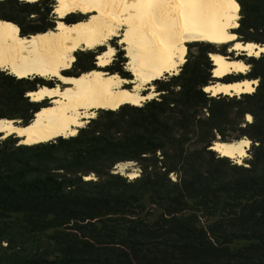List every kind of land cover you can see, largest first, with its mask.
<instances>
[{
	"label": "trees",
	"instance_id": "16d2710c",
	"mask_svg": "<svg viewBox=\"0 0 264 264\" xmlns=\"http://www.w3.org/2000/svg\"><path fill=\"white\" fill-rule=\"evenodd\" d=\"M233 1L235 40L264 46V0ZM55 5L0 0V20L18 38L46 33ZM230 45L191 44L179 73L153 82L156 97L99 109L74 136L23 145L0 134V264H264V54L237 55L250 70L217 79L210 55L235 56ZM103 48L73 53L63 74L96 70ZM244 80L258 81L253 93L204 91ZM55 85L0 68V120L28 126L50 106L29 93ZM241 139L250 141L243 164L211 150ZM123 164L139 175L115 173Z\"/></svg>",
	"mask_w": 264,
	"mask_h": 264
},
{
	"label": "bare ground",
	"instance_id": "6f19581e",
	"mask_svg": "<svg viewBox=\"0 0 264 264\" xmlns=\"http://www.w3.org/2000/svg\"><path fill=\"white\" fill-rule=\"evenodd\" d=\"M35 2L38 0H25ZM58 22L55 30L30 37H16L14 27L0 20V68L17 78L38 76L56 78L60 84L40 87L29 93L33 101H46L50 106L38 112L28 126L9 120H0L2 138L15 135L23 145L46 143L58 137H71L78 128L96 116L99 109L117 110L125 104L141 106L154 98L150 92L142 95L153 81L165 73L174 75L184 64L185 46L191 42L224 44L226 35L236 28L237 8L233 0H55ZM238 6V5H237ZM80 13L83 20L67 25L61 20ZM121 27L125 31L120 35ZM120 37L127 51V70L131 80L106 70L115 50L108 47L96 58V70L78 77L63 74L69 69L73 53L93 50ZM117 42V41H116ZM236 44L241 47L237 49ZM232 51L249 52L254 57L261 48L255 43H236ZM255 45L248 48V45ZM259 55V56H260ZM214 77L244 73L248 70L241 61L211 54ZM218 58V59H216ZM246 69V70H242ZM62 84V85H61ZM131 84V89L124 87ZM257 81L216 83L205 88L210 95L238 96L253 93ZM251 89V91H250ZM248 116V121H249ZM247 141L246 145L242 142ZM250 141L241 139L229 143H215L212 149L221 157L238 159L247 157ZM243 152L244 155L240 153ZM225 153H227L225 155ZM137 177L135 175L133 178Z\"/></svg>",
	"mask_w": 264,
	"mask_h": 264
},
{
	"label": "rangeland",
	"instance_id": "374dc122",
	"mask_svg": "<svg viewBox=\"0 0 264 264\" xmlns=\"http://www.w3.org/2000/svg\"><path fill=\"white\" fill-rule=\"evenodd\" d=\"M55 1V0H54ZM55 3H56V5L55 6H57V2L55 1ZM239 6V5H238ZM56 8V7H55ZM238 16H239V18H240V15H239V9H238ZM77 15L76 16H78V15H81L80 13H76ZM72 15V14H71ZM56 17H57V15H56ZM57 19H58V17H57ZM59 20V19H58ZM83 20V19H82ZM239 20V19H238ZM239 24V23H238ZM237 29V28H236ZM234 30V29H233ZM124 31H125V27H121V31H119V33H120V35H122L123 33H124ZM232 31V30H231ZM232 33V32H231ZM233 34V33H232ZM235 35V34H234ZM236 37H237V35H235ZM117 41V42H116ZM120 37H114V38H112L111 39V41H109V42H107V44L105 43L104 45H102V47H104L103 49H104V51L105 50H107L108 49V47H111V48H113L114 50H115V53H114V56H113V58H112V61H111V63H110V65L109 66H113L114 67V69H118V68H122V71H124V73H128V77H127V79L128 80H131L132 78H133V76L130 74V72H129V70H127V67H128V62H129V58L127 57V51L124 49V46L122 45V44H120ZM195 43H205V42H191V43H188L186 46H185V49H186V52L184 53V57H185V60H186V55H187V52H188V47L191 45V44H195ZM229 43H231V45L229 46V49H231V50H229V52H233L232 51V48L234 47V45L236 44V43H238V41H234L233 43L232 42H229ZM229 43H224V44H229ZM239 43H241V42H239ZM242 45H244L243 43H241ZM248 44V43H247ZM220 45V44H219ZM99 47H101V46H99ZM79 51V50H78ZM81 51V50H80ZM192 51H193V53L196 51V48H192ZM234 53H236V55L234 56V55H231L232 56V58H230V57H226V56H224V55H222V56H224L225 58H229L230 60H234V61H241V60H237L236 59V57H238L237 55H240L241 53H243V52H239V51H234ZM245 53V52H244ZM264 54V53H263ZM218 55H221V54H218ZM245 55H247L246 53H245ZM262 55V54H261ZM248 56V55H247ZM253 56V55H252ZM254 57V56H253ZM259 57V56H258ZM210 58H211V55H210ZM122 59H125V63L123 64V66H121L122 64H121V62H122ZM211 60H212V58H211ZM74 61H75V58H74V60H72V62H71V66H70V69H71V67H72V65H73V63H74ZM213 62V61H212ZM241 62H243V61H241ZM244 63V62H243ZM245 64V63H244ZM246 65V64H245ZM183 66V65H182ZM181 66V67H182ZM213 66H214V63H213ZM246 66H248V65H246ZM180 67V68H181ZM214 68H215V66H214ZM69 69V70H70ZM103 70L105 71L106 70V72H107V74H110L109 73V71H108V69H104L103 68ZM250 70V67L248 66V70L247 71H245L244 73H247L248 71ZM179 71H180V69H179ZM213 72H214V69H213ZM9 73V72H8ZM71 73H76V71H72ZM179 73V72H178ZM177 73V74H178ZM233 74H236V73H233ZM165 75H169V76H172L171 74H168V73H165L164 75H162V77L161 78H163ZM175 75V74H174ZM228 75H231V74H228ZM119 76V75H118ZM213 76H214V74H213ZM121 77V76H120ZM226 77V76H225ZM216 78V77H215ZM224 78V77H223ZM126 79V78H125ZM158 79H160V78H158ZM217 79H222V78H217ZM47 80H49V81H51L53 84H58L59 83V81L56 79V78H52V79H47ZM157 80V79H156ZM257 81V80H256ZM154 82V81H153ZM153 82H152V84L149 86V87H152V90H150V91H148V89H146V90H143L141 93H142V95H146L147 93H150V92H152V93H154L155 95H154V97H156L157 96V94L154 92V85H153ZM217 83H220V82H217ZM216 84V83H215ZM215 84H212V85H215ZM222 84H225V83H222ZM227 84V83H226ZM257 84H258V81H257ZM62 85V84H61ZM210 86V85H209ZM257 86V85H256ZM256 86H255V89H256ZM124 87H126L127 89L129 88V89H131V87H132V85L131 84H126V85H124ZM208 87V86H207ZM206 88V87H205ZM205 88H204V91H205ZM206 92V91H205ZM206 93H208V92H206ZM211 95H212V93H211ZM213 96V95H212ZM50 100V99H49ZM145 103V102H144ZM248 120V119H247ZM216 143H220V142H216ZM250 148V147H249ZM212 149V148H211ZM248 150L249 149H246V154H247V157H248ZM212 151H214V150H212ZM217 153V152H216ZM244 159H246V157H244V158H242L241 159V161H240V164H243L244 163ZM233 162H235V163H238V159H231ZM115 173H119V174H121L122 176H127L129 179H133V177L135 176V175H139V171H138V169H136L132 164H123V165H119V166H117L116 168H115Z\"/></svg>",
	"mask_w": 264,
	"mask_h": 264
},
{
	"label": "snow or ice",
	"instance_id": "6c2138e0",
	"mask_svg": "<svg viewBox=\"0 0 264 264\" xmlns=\"http://www.w3.org/2000/svg\"><path fill=\"white\" fill-rule=\"evenodd\" d=\"M229 2H231V0H229ZM233 7H236L237 10H238V6L235 5L234 3H233ZM237 18H238V17H237ZM235 39H236V37L233 36V35H226V36H225V40H226V41H234ZM235 47H236L237 49H239V48L241 47V45H240V44H236ZM254 47H256V46H255V45H251V44L248 45V48H254ZM229 50H231V49H229ZM260 52H264V48H261V49H260ZM249 55H253V53H252V52H249ZM255 55L259 56L260 53H255ZM216 59H218V58H216ZM242 70H246V69H242ZM206 91H208V90L206 89ZM250 91H251V89H250ZM249 120H251V117H249ZM246 144H247V141L242 142V145H246ZM226 154H227V153H225V155H226ZM240 154H241V155H244L243 152H241Z\"/></svg>",
	"mask_w": 264,
	"mask_h": 264
},
{
	"label": "water",
	"instance_id": "95a60500",
	"mask_svg": "<svg viewBox=\"0 0 264 264\" xmlns=\"http://www.w3.org/2000/svg\"><path fill=\"white\" fill-rule=\"evenodd\" d=\"M235 30V29H234ZM234 30H232L231 32L233 33V34H235V35H237L235 32H234ZM244 45H246L247 43H243ZM259 47H264V46H262V45H258ZM248 57H252V56H248ZM246 64V63H245ZM247 65V64H246ZM249 66V65H248ZM237 74V73H236ZM242 74H245V73H242ZM254 81V80H253ZM258 85V84H257ZM12 122H15V121H12ZM214 145H215V143L212 145V147H214ZM211 150H213V149H211Z\"/></svg>",
	"mask_w": 264,
	"mask_h": 264
}]
</instances>
